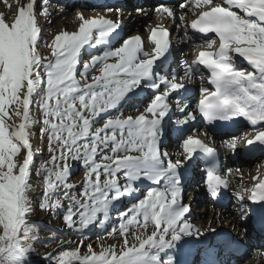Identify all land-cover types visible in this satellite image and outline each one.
Wrapping results in <instances>:
<instances>
[{
  "label": "snow or ice",
  "instance_id": "1",
  "mask_svg": "<svg viewBox=\"0 0 264 264\" xmlns=\"http://www.w3.org/2000/svg\"><path fill=\"white\" fill-rule=\"evenodd\" d=\"M189 3L200 10L198 15L188 8ZM35 7L36 0H26L10 24L0 15V264H27L31 250L26 217L34 157L30 130L36 123L41 124L40 134L47 137L51 155L37 170L44 186L41 208L56 211L66 202L63 220L68 228L84 232L96 223L104 225L117 202L139 193L138 182L153 185L120 213L118 224L108 233L112 238L118 233L122 245L101 247L99 252L88 245L87 253L81 254L82 240L75 250H62L55 264H175L162 254L184 237L203 234L186 219L190 206L183 203L180 169L197 154L206 159L216 154L194 138L195 129L192 135L181 137L183 163L179 158L173 163L161 151L169 97L185 88V78L198 77L203 83L202 67L214 91L201 88L196 111L209 124L242 118L255 129L245 134L246 146L264 148V0H186L181 4L196 16L185 26L208 39L192 64L182 66L184 77L179 83L174 72L168 80L157 71V62L166 59L171 47L167 29L151 31L154 49L149 55L139 36L114 47L120 24L104 17L85 19L79 14L77 31L64 30L45 42L54 59L45 57L47 62H42ZM155 11L175 19L166 6ZM39 14L49 15L48 8L41 6ZM89 49L102 51L89 53L90 59L80 68L82 55ZM237 59L248 67H237ZM94 70L98 74H92ZM141 89L153 93L143 112L134 118L108 117L96 126L101 116ZM30 106L40 110L39 121L32 118ZM179 111L184 114L181 127L195 122L187 105ZM13 117L19 119L18 124L7 122ZM238 140L234 135L226 146L235 152ZM22 149L26 151L17 164L15 158ZM69 161L80 162L86 172L79 197L75 189L81 186L67 182ZM204 171L210 193L215 195L228 186L230 170L222 175L218 164L210 160ZM253 183L251 189L237 193L238 199L264 203V179L254 177ZM149 225L154 226L151 234L133 233L136 242L130 244L129 226L146 232Z\"/></svg>",
  "mask_w": 264,
  "mask_h": 264
},
{
  "label": "rangeland",
  "instance_id": "2",
  "mask_svg": "<svg viewBox=\"0 0 264 264\" xmlns=\"http://www.w3.org/2000/svg\"><path fill=\"white\" fill-rule=\"evenodd\" d=\"M109 2L110 0H36L35 12L37 14L38 26L41 28V40L38 41L37 51L42 62H47L44 60L45 57L48 61L54 59L51 55V49L45 46V42H50L51 38L64 30L70 33L77 31L80 24L77 18L79 14H83L85 19L104 17L114 22H119L124 29L118 32L120 36H115L112 45L114 47L119 46L124 39L139 36L143 41V51L149 53V55L153 51V45L149 39L151 28L159 25L171 27L172 40L175 44L178 38L174 39V37L178 32V26H181L180 18L183 17L184 19L183 25H188V20L193 16V14L190 16L187 9L186 11L172 9L173 6L176 8L180 7L181 4L186 3V0H177L171 4H161L158 0H122L116 3L110 2V4ZM20 3H22V0H0V15H3L6 23L10 24L14 22L17 10L21 7ZM50 4H52V6L48 7ZM161 5L171 8L175 14V19L167 17L166 14L161 15L157 13L155 9ZM188 5L189 7L193 6L191 3ZM41 6H46L48 8L49 15L39 14ZM149 11L151 12V16L148 14ZM187 16L190 18H187ZM180 36L179 38H181ZM203 43L204 42L197 41L195 44L198 47L193 45L182 47L179 51L180 56L176 55L175 60L170 62L168 67L161 66L158 69L160 76H164L166 79L171 80V73L174 72L177 76V83H179L180 78L184 77L182 66L189 64V59L193 58L194 54H196V50L198 51V48H200V45ZM100 51H102V49H89L87 52L83 53L80 68H82L83 62L90 59L89 53L98 54ZM183 54L186 55V60H183ZM92 74H98V72L94 70ZM197 78L198 77H193L192 80L185 78L184 84H194ZM88 82H91L90 78ZM200 90L201 87H198L196 94H194L191 99L193 100L192 103L197 102L201 94ZM180 93L181 91L169 97L173 111L172 114L168 115L165 124H163V138L160 142L161 151L166 152L173 163H175L178 158L183 163L184 157L181 137L183 136L186 138L187 135H192L191 129L194 127L196 131L194 138L203 140L208 147H219L218 149L221 152L222 162L221 172L225 174L230 170V176H232L233 182L232 185H234L232 188L229 187L231 180H229L230 176H228L229 184L226 188H223L226 190L223 191L222 194V196L225 197V192H228V196L225 197V199H219L217 196L211 198L207 187L204 185L203 177L206 176V172L201 171L200 168L201 161L199 159L201 156H198L196 160H192L191 163H187V165L190 164L189 178L182 182L183 203L190 206V212L186 215V219L194 229H199L200 232L203 233L202 235H196L194 233L193 236L184 237L182 239L185 240L186 243L191 241L192 244H194V242L198 244L188 264H209L206 261L208 253H213L216 256L214 257L218 258L219 264H264V239L259 240L256 239V237L252 238L251 235L247 236L245 224L243 225L244 227H238L235 222H233V218H238V220L242 222L244 220V222L247 221L248 223V206L246 204V198L244 200L238 199L237 193L251 188L250 181L253 176H250L252 175L250 171L254 170L253 175L260 177L264 169V148L258 146L259 153H256L254 157L244 158L243 155H241V149L245 147V134L254 132L255 129L248 123H244L246 125L243 124L244 127H241L235 134H225L214 137L204 132L201 124H198L196 127V124L191 123L192 125L189 129L183 131L182 128L185 125L181 127L179 121L184 118V114L179 111V108L184 107L186 103L178 99ZM152 96L153 93L147 89L137 91L132 94L128 100L123 101L117 109L101 116L96 126H102L104 119L108 117L121 116L122 118H134L138 116L145 110ZM177 102H179V104ZM189 111H191L190 108ZM11 113L12 109H9V114L11 115ZM30 114L36 121H39L41 118L40 110L35 106H30ZM196 120L198 119L196 118ZM7 122L10 124H18L19 119L13 117L12 120H8ZM40 129L41 124L36 123L30 130V144L34 157L29 177L31 185L28 191V198L30 201L29 214L26 217L30 228L27 245L31 246V250L27 255V264H55L56 257L62 250H75L82 240L84 247L80 249L81 254L87 253L88 245H91L97 252L100 251L101 247H119L122 245L123 238L120 237L118 233L115 238L110 237L108 233L113 226L118 224L120 213L128 205L135 202L138 198H141L145 190L153 187V185H151L150 182H138L136 187H138L139 193L132 196H125L121 201L117 202L111 208L110 219L104 225L96 223L90 226L89 229L85 230L89 233L84 234L77 231L76 228H68L63 220L64 212L67 209L66 202L63 203L61 209L56 211L44 210L41 208V204L44 202V186L43 177L37 175V170L43 162L51 159V155L48 151L49 145L47 137L41 136ZM204 133H206V135H204ZM234 135L239 138L235 152L226 146L227 142H230L234 138ZM25 151L26 150L22 149L21 155L15 158L17 164L22 162ZM232 154H235V156L233 155L234 157L231 158L230 156H232ZM69 163L71 164V174L67 182L81 186L75 189L77 197H79V193L85 181L86 172L80 162L72 163L69 161ZM180 171L181 176L182 173L185 172V167L180 169ZM217 199L222 201L221 206L216 202ZM214 202L217 205H215ZM231 211H233V213H230ZM40 222L44 225H41ZM51 228L60 229L61 231L54 232ZM70 229L73 231L69 232ZM213 229L215 231H212ZM240 229L244 230V233H242ZM153 230L154 226L152 225L148 226L146 232L143 228H139L138 226L135 228L129 226L127 238L130 244L135 243L136 241L133 238V233L137 235H148L151 234ZM219 230H223L225 234L222 236V243L213 240V235H218L217 232ZM229 232H231L230 238L234 236V232L237 233L236 235H240L241 243L244 245L241 246L242 250L238 253L236 260L224 256L226 252L225 249H223V243L225 242L224 238H226ZM243 239H246V241ZM182 240L180 242H184ZM173 250L174 248L166 250V252L162 254V258L167 259L171 257L173 259Z\"/></svg>",
  "mask_w": 264,
  "mask_h": 264
},
{
  "label": "bare ground",
  "instance_id": "3",
  "mask_svg": "<svg viewBox=\"0 0 264 264\" xmlns=\"http://www.w3.org/2000/svg\"><path fill=\"white\" fill-rule=\"evenodd\" d=\"M109 1V0H108ZM26 2V0H22V3H20L21 4V6L24 4ZM145 2V1H144ZM109 4H110V2H109ZM50 6H52V4H50L48 7H50ZM55 7V6H54ZM188 7H189V5H188ZM191 8H193V6H190ZM189 7V8H190ZM146 8V7H145ZM181 7H175V6H173L172 7V9L173 10H179V11H186V9H180ZM147 9V8H146ZM171 9V8H170ZM145 10V9H144ZM151 10V9H150ZM147 11V10H146ZM153 11V10H152ZM193 11H195L196 13L197 12H199L200 10L199 9H195V8H193ZM189 13H190V16H191V14H192V11H189ZM150 16H151V12L149 11V13H148ZM83 15V14H82ZM155 15V14H154ZM121 18V17H120ZM187 18H190V17H188L187 16ZM156 27H167V26H163V25H159V26H156ZM149 32H150V30H149ZM178 32H179V34L178 35H176V36H180V37H182L183 38V41H185L186 42V44L187 45H193V46H195V47H198V46H196V42L197 41H199V39L194 35V34H192L191 33V31H190V27H186L185 25H182L181 24V26H178ZM149 35V34H148ZM116 36H120L118 33L116 34ZM150 36H151V32H150ZM199 42H201V41H199ZM197 51V50H196ZM198 53L199 52H197L196 54H194V56H193V58H191V59H189V61H188V65H191L192 64V62L194 61V60H192V59H194V58H196L197 56H198ZM149 54V53H148ZM171 60V57H169L168 56V53H167V56H166V59H164L163 60V62L161 63V62H157V64L159 65V64H163V65H161V66H164V64H167L169 61ZM237 61H238V59H237ZM240 65H242V68H246V64H245V62L244 61H240V63H239V65H238V67L240 66ZM165 67V66H164ZM248 67V66H247ZM202 72L204 71L203 70V68L201 67V69H200ZM195 78V77H194ZM196 82H195V84L198 86V87H204V88H207V86H206V83H205V81L202 83L201 82V79L200 78H197L196 80H195ZM184 90H185V88L183 89V91L180 93V95L182 94V93H184ZM174 94V93H173ZM172 94V95H173ZM171 95V96H172ZM170 96V97H171ZM178 98L179 99H181L180 97H179V95H178ZM200 98H201V96H200ZM199 98V99H200ZM129 98H127L126 100H128ZM168 103H169V105H170V102L168 101ZM198 104V100H197V102L195 103V105H197ZM200 123H203V122H201V121H199V120H195V122H194V124H196V127H197V125L198 124H200ZM246 123V122H245ZM164 124V123H163ZM163 127H164V125H163ZM193 129H195L194 127L191 129V130H193ZM254 129V128H253ZM164 130V129H163ZM190 130V131H191ZM248 130V129H247ZM251 131V130H250ZM248 132H249V130H248ZM179 134V133H178ZM179 135H182V134H179ZM216 137V136H215ZM251 137V136H250ZM249 137V138H250ZM246 142V141H245ZM261 147L259 144H257V145H252V147H250V148H246V146H245V151H247V152H249V153H253V151L252 150H254L255 152L259 149V147ZM212 148V147H211ZM219 148V147H218ZM215 150H217L218 152H219V150L218 149H215ZM257 153H259V150H258V152ZM235 156V154H232V156H230L231 158L232 157H234ZM238 155H240V154H238ZM191 162V161H190ZM188 165L186 164L185 165V172L187 171V167ZM206 159L204 158L203 159V170L206 168ZM220 168V167H219ZM221 169V168H220ZM221 171H222V169H221ZM181 172V171H180ZM205 172V171H204ZM222 174V173H221ZM250 174H252V175H250L252 178H251V181H250V185H251V188L252 187H254V183H253V178L254 177H259V176H254L253 174H254V170H252V171H250ZM223 175V174H222ZM181 177H182V175H181ZM259 178H261V179H264V169L262 170V174H261V176L259 177ZM203 179H204V185L206 186V183H205V181H206V176L205 177H203ZM229 180H231L230 181V188H232V187H234V185H232V176H230L229 177ZM142 181H145V182H148V181H146V180H142ZM223 191H225L223 188L222 189H220V191L217 193V194H212V193H210V197L211 198H215V196H217V198H224L225 199V197H227L228 196V192H225V197H223L222 196V194H223ZM228 191V190H227ZM229 192H230V190H229ZM214 204L215 205H217L215 202H214ZM212 206V205H211ZM221 206V205H220ZM223 206V205H222ZM230 213H233V211H231ZM247 217L249 218V213H248V215H247ZM233 222H235V224L238 226V227H240V226H243L244 224H245V228L247 229V232H246V234H247V236H249V235H251L252 236V238H254V237H256V239H259V240H261V239H264V232H260V231H255L254 230V225H252V222H250L249 220H248V223H247V221L246 222H244V220H243V222L241 221V220H238V218H233ZM244 227V226H243ZM218 229V228H217ZM240 231L242 232V233H244V230H241L240 229ZM257 232V233H256ZM218 235L216 234H214L213 235V240H217L218 242H221L222 243V236H224L225 234H224V232H223V230L221 231V230H219L218 232ZM222 233H223V235H222ZM230 233L231 232H229L228 234H227V236H226V238H224L226 241L223 243V249H225V254H224V256L225 257H228V258H230V259H233V260H236V258H237V254H236V252H233L232 251V248H233V246L235 245V243H234V241L235 240H238V241H241V239H240V235H236L237 233H235L234 232V236H233V240L232 239H229L230 238ZM258 233H260V234H258ZM243 240H245L246 241V239H243ZM182 241H184V242H179V244H177V246L174 248V250H173V260L175 261V264H188V262H189V259H190V257L192 256V254H193V252L195 251V247H196V245H197V243H195L194 242V244H192V242L190 243H186V241L185 240H182ZM207 241V240H206ZM230 250V251H229ZM207 263H209V264H218L219 262H218V258H215L214 257V254H207ZM223 261H225V260H223ZM226 264V263H225ZM233 264V263H232Z\"/></svg>",
  "mask_w": 264,
  "mask_h": 264
},
{
  "label": "trees",
  "instance_id": "4",
  "mask_svg": "<svg viewBox=\"0 0 264 264\" xmlns=\"http://www.w3.org/2000/svg\"><path fill=\"white\" fill-rule=\"evenodd\" d=\"M40 117H41V114H40ZM37 224H38V223H37ZM40 224H41V225H44V224H42L41 222H40ZM51 230L54 231V232H60V231H61L60 229L58 230V229H56V228H51ZM71 231H73V230L70 229L69 232H71ZM81 233L87 234V233H89V232L84 231V232H81Z\"/></svg>",
  "mask_w": 264,
  "mask_h": 264
}]
</instances>
